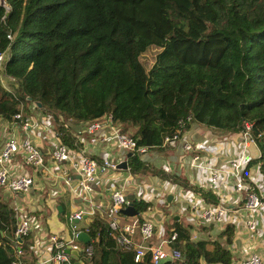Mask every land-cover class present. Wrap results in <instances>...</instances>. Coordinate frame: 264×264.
<instances>
[{"label":"trees","instance_id":"trees-1","mask_svg":"<svg viewBox=\"0 0 264 264\" xmlns=\"http://www.w3.org/2000/svg\"><path fill=\"white\" fill-rule=\"evenodd\" d=\"M151 46L160 49L145 69L140 55ZM0 54V122L21 126L34 103L73 151L83 145L75 130L102 117L123 126L122 133L132 128L136 145L149 149L194 123L230 134L249 126L258 154L243 176L249 180L258 166L264 180V0H0ZM126 160L132 175L168 178L200 191L206 203L220 202L138 152ZM1 194L0 264H14L30 234L15 235L16 212ZM133 205L140 225L152 203L134 196ZM119 218L130 217L119 211ZM85 228L90 241L80 244L91 252L82 264H150L135 262L134 250L117 244L103 214L94 213ZM190 229L185 220L173 222L168 248L182 256L161 264L232 263L224 244L232 241L233 224L213 239H193Z\"/></svg>","mask_w":264,"mask_h":264},{"label":"crops","instance_id":"crops-1","mask_svg":"<svg viewBox=\"0 0 264 264\" xmlns=\"http://www.w3.org/2000/svg\"><path fill=\"white\" fill-rule=\"evenodd\" d=\"M32 112L31 115L34 118L36 117V120L41 124L44 117V125L45 120H47L46 115L37 110H35V113ZM100 120L105 124L110 122L109 117H102ZM3 122L6 123V129H2V131L6 130L5 134L18 133V130L12 124ZM38 122L34 125L39 126ZM82 125L84 126V123ZM113 125L118 129L123 127L114 123ZM39 127L42 132L39 133L38 137L33 136V131L30 132V135L45 153L44 166L39 171L20 166L24 163L20 155L12 157L8 164L13 173H26L33 176V187L26 195L14 194L2 189L4 198H8L11 204L20 206L34 224L29 235L30 239L20 242L22 248V250L19 249L20 263L44 264L43 260L48 251V238L51 234H57L61 238H68L71 234L66 221L67 212L71 214L76 211H83L82 219L77 221V226L84 228L92 217L88 212L93 210L99 215L103 214L109 204L110 193L116 187L123 188L126 195L132 194L136 198L151 201L150 210L145 215L155 225V237L151 240L154 245H158L165 240L164 237L172 229L174 221L183 222L185 220L189 223V219H192V215L188 212L189 204L196 201L195 203L200 207L202 201L196 200L193 190L184 188L168 178L154 174L132 175L129 173L128 168L126 170L116 169L105 175L97 176L92 184L93 191L88 197L81 192H70L57 177L61 168L55 165L48 156L52 142L57 140L53 134L54 131H45L43 126ZM130 129L132 128L129 127V133ZM77 130H75V135L78 139L80 138V142L83 144L81 151L86 155L98 157L101 160L107 158V156H115L119 162L127 159V153L117 149L114 139L103 140V137L111 135L108 125H104L101 131H97L95 134L79 133L80 131ZM183 135L187 137L200 154L199 163L202 165L201 168L190 166L192 154L184 151L179 141L169 146L163 145L161 148L148 149L142 159L148 161L152 167L158 170L161 169L168 174L176 175L178 181L185 182L189 186L193 184L202 188L210 187L207 180L208 171L204 167L225 168L229 161L236 156L238 145L243 138L242 134H230L195 123L191 124ZM1 136L4 139V134ZM249 149L253 157L257 156L258 153L254 145L249 144ZM64 167L68 172L71 171L67 166ZM75 178H78V176L75 175ZM217 186L216 192L219 194V201L227 210L225 222L234 225L231 243L224 244L232 255L231 264H236L241 257L251 252H257L264 257V243L262 242L264 214L258 215L259 228L255 232L249 233L243 225L242 205L238 203L237 196L230 192L228 178L224 175ZM168 196L170 197L168 198ZM63 210L64 213H62ZM199 211L200 208L195 216L198 215ZM126 221L133 222L135 219L130 217ZM220 230L221 227L198 228L195 239L216 238ZM73 257L74 264H82L83 254L79 258Z\"/></svg>","mask_w":264,"mask_h":264},{"label":"built area","instance_id":"built-area-1","mask_svg":"<svg viewBox=\"0 0 264 264\" xmlns=\"http://www.w3.org/2000/svg\"><path fill=\"white\" fill-rule=\"evenodd\" d=\"M3 57L4 55L0 54V67ZM30 116H26L21 126L10 123L18 130V133L5 134L6 130L3 131L4 140L0 148V186L14 194H28L34 185V178L26 173H13L8 166L12 157L20 155L23 162L31 166L35 171H39L45 162V153L33 141L30 135V132L33 131V136L38 137L42 129L38 125H34L32 115ZM19 117L20 114L15 115V118ZM46 119L44 125V117L42 119L41 126L44 127L43 130L54 131L49 119L47 117ZM186 119L190 121V116H187ZM109 120L110 122H107V124L100 119L84 123L83 128L77 131H80L79 133L95 134V132L101 131L104 125H108L111 135L103 137V140L112 138L117 149L124 151V153L138 152L141 156H145L149 148L137 146L135 139L131 135L120 132V129L113 125L110 118ZM248 130L249 126H246V130L242 133V141L238 145L237 154L229 161V164L225 168L215 166L204 167L208 171L207 180L210 187H198L202 190H211L219 197V194L216 192L217 184L225 175L230 184V192L237 196L238 203L242 205L241 211L244 215L243 225L249 233H253L259 228L258 215L264 214V180L260 178L258 166L255 167V172L250 175L249 180H246L243 176L247 161L253 157L249 149V144L253 145V141L248 137ZM53 134L57 140L52 142L48 156L55 165L61 168L60 174L57 177L70 192H81L88 197L93 191L92 184L95 182L97 176L105 175L118 169L117 165L119 161L115 156H107V158L97 161L81 150H71L68 145L59 140L55 131ZM183 134L165 137L163 145L167 146L168 144H175L178 141L181 142L182 149L192 154L190 166L201 168L202 165L199 163L200 154ZM78 140L80 141V138ZM64 166H67L71 171L68 172ZM75 175L78 178H75ZM125 196L123 188H113L110 193L109 204L103 213L110 229L114 232L117 244L123 246L125 249H133L135 262L148 260L150 264H161L159 262L165 259H180L182 256L181 251L168 248L169 242L176 238V232L171 233L169 241L166 239L167 237H164L165 240L158 245L151 243V240L155 237V225L145 215L150 208H147L144 212L143 221L140 225H137L136 220L133 222L120 221L119 211L127 204ZM195 196L197 201L202 202H200V207L195 203L196 201L189 204L188 212L192 215V219H189V224L191 225L190 232L193 239L196 238L198 228L209 226L222 228L227 224L225 222L227 210L223 204L220 202L217 204L204 202L200 191L195 192ZM12 206L17 218L15 235H29L34 226L32 219L25 215L20 206L16 204H12ZM199 208L200 211L195 216ZM88 213L93 215L95 212L90 210ZM82 215L83 211H76L67 216L66 221L71 231L68 238H61L57 234H51L48 238V251L43 260L44 264H74L73 255L67 253L66 250L81 251L84 257L90 254V248L81 247L79 245L81 242L76 239L77 232H86V226H84L85 230L77 226V221L82 219ZM262 242L264 243V235ZM14 264L23 263L17 262ZM236 264H264V257L257 252H251L241 257Z\"/></svg>","mask_w":264,"mask_h":264},{"label":"rangeland","instance_id":"rangeland-1","mask_svg":"<svg viewBox=\"0 0 264 264\" xmlns=\"http://www.w3.org/2000/svg\"><path fill=\"white\" fill-rule=\"evenodd\" d=\"M160 48L159 47H157V46H151L150 48H148L144 53H142L141 55H140V60H141V62L143 63V65H144V67H145V69H148V68H150L151 67V65L153 64V61H154V57H155V55H156V53L158 52V50H159ZM9 83H10V81H8L6 78H3L2 79V81H1V84H2V86H5L6 88H9ZM29 106H30V111H33L32 113H35V109H34V103H30L29 104ZM40 112V111H39ZM31 113L29 112L28 113V115H30ZM31 117V116H30ZM32 119H33V123H37L38 121L36 120V117L34 118V116L32 115ZM50 121V124H51V126H52V122H51V120H49ZM38 124H39V126H41V122H38ZM83 127V125H81V127L80 128H82ZM80 128H78V129H80ZM2 129H6V123H4L3 121H1L0 122V148H1V146H2V141L4 140L3 139V137L1 136L2 134H3V131H2ZM127 133V132H126ZM127 134H129V133H127ZM130 135V134H129ZM20 166H24V167H26V168H32V167H30V166H26L24 163H22V164H20ZM122 170H126V169H122ZM2 189H5L4 187H2V186H0V193H2L3 192V190ZM2 195V194H1ZM3 196V195H2ZM4 197V196H3ZM5 199V201H7V202H9V200H8V198L6 199V198H4ZM81 247H82V245L81 244H79Z\"/></svg>","mask_w":264,"mask_h":264},{"label":"water","instance_id":"water-1","mask_svg":"<svg viewBox=\"0 0 264 264\" xmlns=\"http://www.w3.org/2000/svg\"><path fill=\"white\" fill-rule=\"evenodd\" d=\"M130 154H131V152H128L127 153V157H129ZM117 168L118 169H127L128 168L127 160L125 159V160L119 162L118 165H117ZM125 197H126V200H127V204H126V206L124 208H122L120 210L121 213H123L126 216H130V217L136 216L137 215V211H136V209L134 208V205H133L134 195L128 194ZM169 197L170 196H168V198ZM76 239L79 242L84 243V244H86V243H88L90 241L89 235L86 232H84V231L77 232ZM66 252L71 254V255H73V256H75L76 258H79L81 256V251L66 250ZM161 262L162 261H160L159 263H161Z\"/></svg>","mask_w":264,"mask_h":264}]
</instances>
